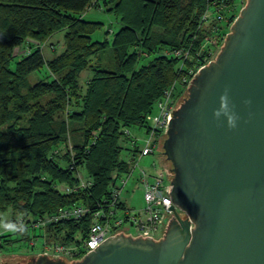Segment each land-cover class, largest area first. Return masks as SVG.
<instances>
[{
  "label": "trees",
  "instance_id": "16d2710c",
  "mask_svg": "<svg viewBox=\"0 0 264 264\" xmlns=\"http://www.w3.org/2000/svg\"><path fill=\"white\" fill-rule=\"evenodd\" d=\"M211 2L0 0V214L11 211L0 253L39 239L63 245L87 239L94 212L139 152L126 131L146 128L145 116L176 80L178 62L169 53L196 36L195 55L204 37L199 20ZM99 5L120 26L109 41H93L104 24L83 19ZM60 31L63 50L50 59L26 41L43 46ZM26 45L29 53L21 51ZM33 73L40 78L30 82ZM74 206L87 213L33 227Z\"/></svg>",
  "mask_w": 264,
  "mask_h": 264
},
{
  "label": "water",
  "instance_id": "95a60500",
  "mask_svg": "<svg viewBox=\"0 0 264 264\" xmlns=\"http://www.w3.org/2000/svg\"><path fill=\"white\" fill-rule=\"evenodd\" d=\"M178 102L161 143L173 215L160 239L120 232L80 260L14 264H264V0H245Z\"/></svg>",
  "mask_w": 264,
  "mask_h": 264
},
{
  "label": "built area",
  "instance_id": "2783aa9c",
  "mask_svg": "<svg viewBox=\"0 0 264 264\" xmlns=\"http://www.w3.org/2000/svg\"><path fill=\"white\" fill-rule=\"evenodd\" d=\"M240 9L237 11L234 0H212L209 8L199 20L198 30L201 33L199 36L204 35V37L199 43L195 55L193 50L196 36L187 46L174 48L169 53L178 62L176 69L177 78L163 92L162 97L155 102L152 112L145 116L146 128H144L145 139L143 140V145L138 143L137 137L126 131V134L130 137V145L138 144L139 152L132 163L130 171L116 179L111 187L109 200H104V205H101L94 212L87 239L78 245L49 244L42 241L40 245L41 251L38 254H46L47 256L61 258L66 261L80 260L94 251L105 240L119 234L121 227L126 222L134 228V234H128L133 238L140 237L158 240L162 237L165 222L169 221L173 215V210L167 209L170 205L173 206L169 196L171 191L170 180L168 175L158 172L152 164L151 169L147 170L139 166V162L143 157L153 155L156 149L155 137L165 136L171 116H173L175 111L174 109L179 105V99L184 96L195 75L203 67L214 61L224 39L230 32L231 26L238 17ZM26 41L34 47H43L35 40L28 38ZM213 49L214 52L212 51ZM21 51L29 53L30 49L26 45L24 50ZM203 54L204 56L202 57ZM155 111L157 112L156 114ZM130 181L141 187L143 199V207L141 209L127 206L125 199L122 198V194L128 191ZM80 186L86 187L88 183ZM69 191L67 189V192ZM121 203H124L125 206L121 207ZM121 211H123V214L119 215ZM86 213V209L82 206L65 208L58 211L57 214L39 218L33 223V227H42L60 220L78 219ZM21 222L22 220L18 219L14 226ZM123 234L125 233L123 232ZM35 244L36 242H31L30 246Z\"/></svg>",
  "mask_w": 264,
  "mask_h": 264
},
{
  "label": "rangeland",
  "instance_id": "374dc122",
  "mask_svg": "<svg viewBox=\"0 0 264 264\" xmlns=\"http://www.w3.org/2000/svg\"><path fill=\"white\" fill-rule=\"evenodd\" d=\"M244 4H245V0H234V5L235 7H237V11L240 8H242ZM83 19L87 21H92V22H101L104 24V27L100 31L92 35L93 41H102L106 38L109 41L111 38L112 31H117L120 27L115 16L113 14L105 12V9H103L102 6H99V8H90L83 15ZM106 32H109V35H106ZM63 35H64V31H60L54 34L43 45L42 50H43V54L46 59H50L51 57H53V55L58 54L63 50ZM212 51L214 52V49ZM14 53H16V55L21 54L19 49L16 50ZM85 75H87V72L84 71L80 77H83ZM38 78H40L39 74L33 73L29 76V81L34 82ZM156 113L157 112L155 111V114ZM128 131L130 132L131 135H133L134 137H137L138 143L140 145H143V140L145 139V129L144 128L133 127V128L128 129ZM164 139H165V136L155 137L156 149L154 150L153 155L143 157L139 162V166L147 170H150L151 164H152L158 172L168 175L169 180H170L172 176L171 173L168 171V168H170V164L168 161L165 160V157L162 154V148H161L162 146L161 143H163ZM85 177L86 175H83L82 172L79 173L80 185L88 183ZM132 184L133 182L130 181L128 185V191L122 194L123 199L131 200L130 197H133L135 200V198L142 191L140 186L137 187L138 189H135L136 188L135 183L133 184V188H131ZM58 188L64 192H67V189H68L64 186H59ZM134 200L132 201V203H134ZM141 201L142 203L140 201H136L139 207L134 206L135 209H141L143 207L142 192H141ZM10 213L11 211L7 210L6 212L0 214V220H1L0 221V233H6L7 231L11 229V225H9L8 223L10 219V215H11ZM122 214H123V211L119 213V215H122ZM179 214L183 216L181 212ZM167 223L168 221L165 222L164 229ZM119 232H122V233L124 232L126 235H128L129 233L134 234V228L129 223L126 222L125 224H123ZM40 245H41V239L37 240L34 246H24V245L17 244L16 246L12 247L10 250L3 251L0 253V263L5 261V262H8V264H14L13 260L14 261L27 260L28 255H32V256L37 255L41 251Z\"/></svg>",
  "mask_w": 264,
  "mask_h": 264
},
{
  "label": "crops",
  "instance_id": "0c3cea01",
  "mask_svg": "<svg viewBox=\"0 0 264 264\" xmlns=\"http://www.w3.org/2000/svg\"><path fill=\"white\" fill-rule=\"evenodd\" d=\"M138 186H136V188L135 189H138L137 188ZM133 188V187H132ZM132 192V191H131ZM132 195V194H131ZM133 196V195H132ZM131 198V200L130 199H125V201H126V205L127 206H129V207H134V206H138L139 207V205L137 204V202L136 201H140L141 203H142V201H141V192L139 193V195L135 198V200H134V198L133 197H130ZM133 198V199H132ZM134 200V203H132V201Z\"/></svg>",
  "mask_w": 264,
  "mask_h": 264
}]
</instances>
